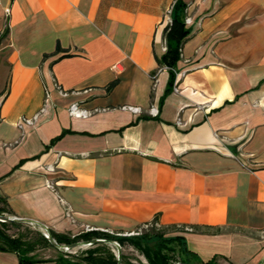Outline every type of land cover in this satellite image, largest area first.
I'll list each match as a JSON object with an SVG mask.
<instances>
[{"label":"crops","instance_id":"0c3cea01","mask_svg":"<svg viewBox=\"0 0 264 264\" xmlns=\"http://www.w3.org/2000/svg\"><path fill=\"white\" fill-rule=\"evenodd\" d=\"M174 1L1 0L0 197L56 233L156 220L193 261L264 264V0H182L170 90L156 55Z\"/></svg>","mask_w":264,"mask_h":264},{"label":"trees","instance_id":"16d2710c","mask_svg":"<svg viewBox=\"0 0 264 264\" xmlns=\"http://www.w3.org/2000/svg\"><path fill=\"white\" fill-rule=\"evenodd\" d=\"M185 3L182 0H175L171 7L170 18L171 21L166 23L163 29L166 49L160 54L156 55L159 66H166L169 73L168 89L172 90L175 81V69L178 59L180 58L181 46L189 31L185 26ZM8 32L6 27L2 34H0V41ZM61 49L59 44L56 45V50ZM46 55V54H45ZM115 82L110 83L109 87L113 86ZM10 213V209L6 200L0 197V213ZM20 223H4L0 222V250L13 251L17 254L20 264H34L39 261H46L52 259H36L32 257L31 252L34 251L38 242L49 244L47 239L39 232L28 230L29 234H34L36 239H32L28 234H9L7 228L9 226H22ZM156 231L153 233H145L134 236H119L113 235L103 231L91 230L82 232L76 235L62 234L51 231L53 237L58 243H71L78 239H91L95 237L109 238L116 240L123 248L131 246L141 253L147 260V264H173L177 261H184L194 264H214L213 261H193L190 253L186 248L185 241L180 235H165V231L161 229H149ZM147 231V230H146ZM72 237V238H71ZM154 238V243L149 244ZM175 244L179 245L180 255L176 253ZM61 252V251H60ZM63 256H69L67 252H61ZM60 256L53 261L55 264H117L115 254L110 250L106 244H95L85 249L81 255L70 256L75 259H66ZM121 264H133L126 261L122 253ZM143 264V263H138Z\"/></svg>","mask_w":264,"mask_h":264},{"label":"built area","instance_id":"2783aa9c","mask_svg":"<svg viewBox=\"0 0 264 264\" xmlns=\"http://www.w3.org/2000/svg\"><path fill=\"white\" fill-rule=\"evenodd\" d=\"M1 3V0H0ZM172 7V6H171ZM170 12H171V8L167 11V23L171 21L170 18ZM10 13V6L5 7V16H8ZM190 20V18L187 16L184 18L185 22H188ZM163 49H166V45L163 46ZM160 67H165L167 69L166 66H160ZM57 89L62 93V94H67L66 91H64L63 89H61L59 86H57ZM176 90V88H174ZM123 109L125 110H129L132 111L134 113L136 112H140V107L137 106H133V105H124L122 106ZM69 113L72 116L75 117H86L88 115H90L91 113L97 111L98 109H93V110H88L85 108L80 107L79 104L77 103H73L69 106ZM149 114H151L152 116H157L159 113V109L155 106H152L148 109ZM38 118V114H34L31 117H22L20 120V124H27V125H33L36 120ZM177 124H180V121L177 120L176 121ZM49 170H53V167H48ZM65 211H66V215L70 216L71 215V209L69 206H65ZM162 225L156 221V220H151V221H147L142 223L137 229L132 230L130 232H124V233H112L109 230H102L103 232H107L113 235H119V236H134V235H139L141 234L143 231L145 230H149V229H161ZM178 228H180L183 231H191L193 230L191 226L189 225H179ZM94 230L91 227H87L85 231H91ZM261 234H264V230L260 231Z\"/></svg>","mask_w":264,"mask_h":264},{"label":"water","instance_id":"95a60500","mask_svg":"<svg viewBox=\"0 0 264 264\" xmlns=\"http://www.w3.org/2000/svg\"><path fill=\"white\" fill-rule=\"evenodd\" d=\"M0 222L4 223H20L31 226L36 231L40 232L54 248L61 252H71L73 249L87 248L95 244H106L110 247H114L113 251L117 259V264H121L122 261V247L120 244L109 238L95 237L87 240L74 241L71 243H58L53 237L50 229L43 223L30 218L19 217L16 215H10L6 213H0ZM173 264H194L184 261H177Z\"/></svg>","mask_w":264,"mask_h":264},{"label":"rangeland","instance_id":"374dc122","mask_svg":"<svg viewBox=\"0 0 264 264\" xmlns=\"http://www.w3.org/2000/svg\"><path fill=\"white\" fill-rule=\"evenodd\" d=\"M3 213H6L8 214L7 212H3ZM33 230V231H36L34 228H32L31 226H28V225H25L23 224L22 226H9L7 228V232L9 234H13V235H17V234H28V236L30 238H32L33 240L36 239L35 238V235L32 233V234H29L28 233V230ZM38 232V231H36ZM83 232H87V231H83ZM156 231H153V230H145L141 233L142 234H145V233H153ZM40 233V232H39ZM82 233V232H81ZM72 238V237H71ZM80 240H85V239H78V240H75V241H80ZM154 238H151L150 241H147V243L149 244H153L154 243ZM90 247V246H89ZM110 250L114 253L113 249L114 247H110ZM88 248V247H87ZM87 248H79V249H73L71 250V252H69V256H63L64 254L61 253L59 250H57L56 248H54L52 245H49V244H45V243H39L36 244V247L34 249L33 252H31V255L32 257L36 258V259H57L58 257L60 256H63L65 257L66 259H72V260H75L73 258H71L70 256H76V255H81L82 252L87 249ZM175 248H176V253L177 255L179 254L180 255V251H179V245L175 244ZM122 253L124 254L125 256V259L126 261H129L133 264H138V263H143V264H147V260L146 258L144 257L143 253H141L139 250L131 247V246H127L125 248L122 249ZM178 255V256H179Z\"/></svg>","mask_w":264,"mask_h":264}]
</instances>
